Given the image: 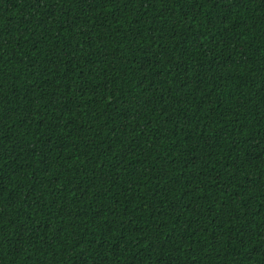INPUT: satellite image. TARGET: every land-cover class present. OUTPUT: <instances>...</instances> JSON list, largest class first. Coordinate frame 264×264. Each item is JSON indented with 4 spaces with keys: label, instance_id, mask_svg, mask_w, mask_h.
I'll use <instances>...</instances> for the list:
<instances>
[{
    "label": "trees",
    "instance_id": "trees-1",
    "mask_svg": "<svg viewBox=\"0 0 264 264\" xmlns=\"http://www.w3.org/2000/svg\"><path fill=\"white\" fill-rule=\"evenodd\" d=\"M0 264H264V0H0Z\"/></svg>",
    "mask_w": 264,
    "mask_h": 264
}]
</instances>
